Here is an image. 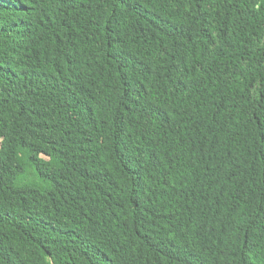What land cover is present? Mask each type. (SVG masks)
I'll return each mask as SVG.
<instances>
[{
  "label": "trees",
  "instance_id": "obj_1",
  "mask_svg": "<svg viewBox=\"0 0 264 264\" xmlns=\"http://www.w3.org/2000/svg\"><path fill=\"white\" fill-rule=\"evenodd\" d=\"M0 264H264V0H0Z\"/></svg>",
  "mask_w": 264,
  "mask_h": 264
}]
</instances>
